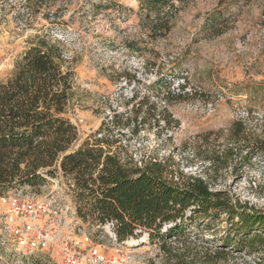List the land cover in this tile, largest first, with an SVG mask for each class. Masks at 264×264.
Masks as SVG:
<instances>
[{
  "label": "rangeland",
  "instance_id": "obj_1",
  "mask_svg": "<svg viewBox=\"0 0 264 264\" xmlns=\"http://www.w3.org/2000/svg\"><path fill=\"white\" fill-rule=\"evenodd\" d=\"M172 2L160 8L168 28L152 35L156 10L146 0H0V80L31 37L50 32L66 44L75 71L69 115L78 126L76 146L108 137L126 160L163 162L173 180L204 176L212 190L264 210V154L247 162L246 148L232 158L222 152L238 119L264 137V0ZM220 155L211 167L208 158ZM52 177L58 191L51 180L17 191L55 196L70 222L62 238L88 234L117 264H172L144 233L117 242L107 223L85 221L72 177ZM10 193L0 196V245L18 251L4 228ZM217 225L198 222L192 234L213 242L227 223ZM43 254L63 264L60 248ZM6 259L0 254V264Z\"/></svg>",
  "mask_w": 264,
  "mask_h": 264
},
{
  "label": "trees",
  "instance_id": "obj_2",
  "mask_svg": "<svg viewBox=\"0 0 264 264\" xmlns=\"http://www.w3.org/2000/svg\"><path fill=\"white\" fill-rule=\"evenodd\" d=\"M146 1L156 10L152 35L163 33L168 20L160 8L172 7V0ZM128 45L137 49L133 42ZM74 82L66 44L50 32L31 37L12 74L0 80V196L39 189L49 182L44 173L61 171L73 179L78 214L98 226L113 221L118 242L144 233L172 264H264L263 209L212 190L204 176L173 180L163 162L126 160L108 137L76 146L78 126L69 115ZM229 137L222 150L227 157H237L244 148L241 159L247 162L264 154V137L242 119L234 121ZM221 155L208 158L211 167ZM221 221L227 226L209 238L213 242L192 234L198 222L219 226ZM0 254L7 264L16 259L54 264L43 252L24 254L0 245Z\"/></svg>",
  "mask_w": 264,
  "mask_h": 264
},
{
  "label": "built area",
  "instance_id": "obj_3",
  "mask_svg": "<svg viewBox=\"0 0 264 264\" xmlns=\"http://www.w3.org/2000/svg\"><path fill=\"white\" fill-rule=\"evenodd\" d=\"M44 175L55 184L58 191L59 180ZM106 223L113 239L117 240L113 231L114 222ZM69 224L67 210L53 195L33 196L13 191L8 197L4 228L18 251L30 254L60 248L63 264L118 263L116 256L106 254L88 234L81 238L73 235L62 238V231L69 228Z\"/></svg>",
  "mask_w": 264,
  "mask_h": 264
}]
</instances>
